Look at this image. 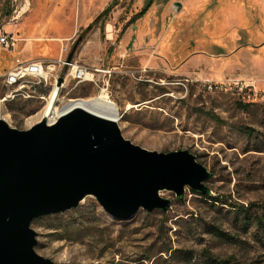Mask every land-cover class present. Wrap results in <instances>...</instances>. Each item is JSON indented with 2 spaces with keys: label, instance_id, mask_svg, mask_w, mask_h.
<instances>
[{
  "label": "rangeland",
  "instance_id": "1",
  "mask_svg": "<svg viewBox=\"0 0 264 264\" xmlns=\"http://www.w3.org/2000/svg\"><path fill=\"white\" fill-rule=\"evenodd\" d=\"M76 1L72 0V4ZM137 1L117 0L111 9L106 21L112 25L109 38L114 42L113 48L126 20L142 6ZM156 3L159 13L167 12L165 24L171 30L168 41L164 42L167 45L164 51L168 61L179 64L177 73L170 75L157 69L139 74L129 68L115 78L113 86L112 76L99 75L96 84L77 85L67 77L55 99L56 105L105 94L118 107L117 126L124 138L149 151H188L209 173L203 181L208 194L243 205L264 203V94L261 90L264 0H156ZM69 6L68 0H0V32H9V26L23 20L29 24L43 23L51 12L64 18ZM25 10L24 16L14 19ZM54 20L58 27H52L53 32L66 34L71 30L72 23L68 20L59 17ZM110 24L108 33L98 26L89 32L79 28L63 42L67 46L66 55L71 54L75 61L89 67L106 65L109 57L105 55L108 47L105 38L110 36ZM18 48L19 45L15 50ZM0 50L6 53L0 56L2 69L5 64L15 66L17 60L55 61L61 49L59 46L54 54L32 50L26 57L16 59L7 53L14 49L0 45ZM58 73L60 77L65 75L64 70ZM3 74L0 71V119L10 127L25 130L37 123L49 101L54 81L52 78L46 82L27 79L25 92L19 91L12 99L1 102L13 89L2 83ZM106 79L107 89L101 92V80ZM207 81L228 85L208 90ZM236 81L253 83L252 90L238 91L233 84ZM124 100L133 106L125 110L121 104ZM237 102L249 106L242 109ZM159 196L170 201L168 208L150 212L140 208L127 219L106 214L92 195L76 207L39 216L30 222L35 232V252L55 264H111L140 256L154 242L156 251L167 246L190 250L191 262H201L200 252L207 249L217 257H231L240 264H264V236L260 238V232L254 227L242 232L234 225L226 205L208 203L191 193L188 186L184 187L181 198L166 189L160 190ZM92 216L96 219H91ZM206 224L227 231L236 237L235 241L212 236L205 231ZM70 235L76 237L69 239ZM159 255L165 260L169 258L166 253ZM167 262L184 261L173 258Z\"/></svg>",
  "mask_w": 264,
  "mask_h": 264
},
{
  "label": "water",
  "instance_id": "2",
  "mask_svg": "<svg viewBox=\"0 0 264 264\" xmlns=\"http://www.w3.org/2000/svg\"><path fill=\"white\" fill-rule=\"evenodd\" d=\"M208 177L188 151L146 150L116 122L79 108L25 130L0 119V264H55L35 252L30 222L76 207L85 194L109 216L127 219L140 208H168L160 190L177 198L185 186L208 193Z\"/></svg>",
  "mask_w": 264,
  "mask_h": 264
},
{
  "label": "crops",
  "instance_id": "3",
  "mask_svg": "<svg viewBox=\"0 0 264 264\" xmlns=\"http://www.w3.org/2000/svg\"><path fill=\"white\" fill-rule=\"evenodd\" d=\"M68 1L70 6L68 14L64 18L60 17L57 12H51L47 15L43 23L29 24L26 20H23L22 22L9 26V32L6 33H10L13 36L15 44L12 48H9L14 50L7 51V53L9 52L11 55H15V59L18 57H26L32 50L36 52H43L44 54H54L58 51L59 46L61 49L64 41L70 39L79 28H83L84 30L93 21V19L112 2V0H77L76 4H72V0ZM145 1L146 0H138L137 5L142 3L143 6ZM138 11L131 14L128 20ZM26 13L27 11L25 10L19 15H16L14 19H20ZM108 15L104 18V20L100 19L97 24L91 27L90 30H97L96 28L98 26L99 30L102 31V28H105V31L107 32V25L110 24L106 21ZM166 15L167 12H158L156 0H152L150 6L141 17L132 23H128V20H126L121 29V36L117 40L114 48V42H111V38H109L112 37V25L110 24V36L108 35V37L105 38V42L108 43L105 55L106 57H109V61L106 65L103 64V66H101L95 64L94 67L110 71V77H113L111 80L112 86L115 85V78H117L119 74L121 75L122 73L127 72L126 69L129 68L134 70L136 69L137 72H140L139 74H142L146 70L154 72L157 69L159 71H163L164 73H170V75L172 73H177L179 64L173 65L170 61H168V56L164 51L167 46L164 42L168 41L171 30V26L165 24ZM49 17H51V21L48 20ZM54 17H59L60 19L68 20L69 23H72L71 30L66 34L53 32L51 28L54 26V28L58 27ZM96 33L97 32L94 31V34ZM47 34L53 35L45 37ZM18 45L20 46V49L18 48L15 50ZM1 47L3 48L4 46L1 45ZM5 54V52L0 50L1 57ZM196 57L193 59H196ZM1 63L2 62L0 60V65ZM5 65L7 66L0 69L1 73H5L13 67V64L11 63ZM116 86L119 87L118 84ZM121 104L125 110H128L129 107L133 106L129 100H124Z\"/></svg>",
  "mask_w": 264,
  "mask_h": 264
},
{
  "label": "trees",
  "instance_id": "4",
  "mask_svg": "<svg viewBox=\"0 0 264 264\" xmlns=\"http://www.w3.org/2000/svg\"><path fill=\"white\" fill-rule=\"evenodd\" d=\"M151 2L152 0H146L142 8L128 20V23H132L136 19L141 17L146 12ZM116 3V0H112V2L84 29V32L89 31L91 27L97 24L100 19L104 20L113 5H115ZM236 105L242 109H246L249 106L248 104L241 102H237ZM211 117L215 121L217 120L215 116ZM250 131L251 130L248 128V130L246 131L247 135L250 134ZM191 193L198 195L206 202L213 205H226L231 211L232 221L234 222V225H236L242 232L246 233L250 227H254L258 232H260V238L264 236V203L258 204L255 202H249L246 205H243L224 200L217 194L211 195L194 190H191ZM91 219L94 220L96 219V217L92 216ZM205 231H207L212 236L218 239H223L225 241L234 242L236 239L235 236L230 235L227 231L219 229L215 225L206 224ZM74 237L76 236L70 235L69 239H72ZM160 253H166L169 256L167 260H171L173 258H181L184 262H167V260L163 259L161 255H159ZM200 258L201 262H191V260L193 259V252H191L190 250L176 249L168 246L162 247L160 250L156 251L154 242H151L140 256L126 262L117 261L111 264H240L239 262H235L231 257H217L210 253L207 249L201 250Z\"/></svg>",
  "mask_w": 264,
  "mask_h": 264
},
{
  "label": "built area",
  "instance_id": "5",
  "mask_svg": "<svg viewBox=\"0 0 264 264\" xmlns=\"http://www.w3.org/2000/svg\"><path fill=\"white\" fill-rule=\"evenodd\" d=\"M15 44V39L10 33L0 32V45L6 48H12ZM67 46H62L60 50V56L55 61H44V60H30V61H20L17 60L15 66H13L10 70L4 73L1 77V81L3 79H10L13 77H23V84L20 85V88L10 90V91H23L25 92V84L24 82L27 79H33L34 81L39 80H48L52 78L53 81H56L58 77H60L58 71L64 70L65 75L62 82H66V78L69 77L74 84H79L83 82H93L97 83L99 80V75L102 77H110V71L99 69L95 67H89L83 64L78 63L74 59L67 60ZM64 54V56H63ZM103 88H101V92L107 89L108 80H101ZM238 91L243 90H252L253 83H242L240 81H236L233 83ZM228 85L227 83H219L217 82H206L205 86L208 90H214L215 87H222ZM262 93L264 94V80L262 81ZM67 94V93H66ZM6 94L4 95V98ZM2 101L4 99H1ZM57 103V100L56 102ZM57 106V105H56ZM61 107V106H60ZM59 116H51L48 119H41L44 121L46 125L50 126L54 124ZM3 119V118H2ZM4 120V119H3Z\"/></svg>",
  "mask_w": 264,
  "mask_h": 264
},
{
  "label": "bare ground",
  "instance_id": "6",
  "mask_svg": "<svg viewBox=\"0 0 264 264\" xmlns=\"http://www.w3.org/2000/svg\"><path fill=\"white\" fill-rule=\"evenodd\" d=\"M109 32H110V30H109ZM41 81L46 82L47 80H39L38 82H41ZM2 83L7 87H12L13 88L12 90L18 89V88H20V85L23 84V77H13L10 79H3ZM63 85H65L64 82H61L60 85H57L56 81H54V86H53V89L51 91V94L48 95V96H50L49 101H47L48 103L45 104L46 106L44 107L42 112H40V115L37 118V123L41 122V119H48L51 116L56 117L59 115H63V114H66L67 112H69L73 109H78V108L85 110L87 112H90V113L97 115L99 117H102V118H105L108 120H112V121L117 123L118 117H119L118 107L105 94H98L95 97H91V98H87V99H81V98L71 99V100H68L67 102H65L64 105L61 107L56 106L55 99L58 96V92H59L60 87H62ZM75 85H77V84H75ZM217 88H219V87H215V89H217ZM71 89H73V88H71ZM18 92L19 91H10L8 94H6L5 98L4 97L2 98V99H4L3 101L8 100V99H12L14 96H16L18 94ZM1 102H2V100H1ZM31 126H33V125H31ZM86 196H88V194H85L79 200V202L82 199H84Z\"/></svg>",
  "mask_w": 264,
  "mask_h": 264
}]
</instances>
